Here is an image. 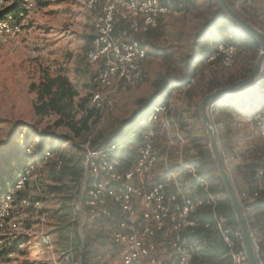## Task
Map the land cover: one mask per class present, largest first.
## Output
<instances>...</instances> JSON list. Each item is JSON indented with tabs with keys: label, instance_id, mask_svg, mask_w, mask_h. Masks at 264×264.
Segmentation results:
<instances>
[{
	"label": "rangeland",
	"instance_id": "374dc122",
	"mask_svg": "<svg viewBox=\"0 0 264 264\" xmlns=\"http://www.w3.org/2000/svg\"><path fill=\"white\" fill-rule=\"evenodd\" d=\"M85 1L37 0L25 17L21 34L0 36V146L8 141L15 123H31L73 137V140L61 143L60 154L74 155L81 161V144L89 137L97 144L104 143L122 124L133 121L135 113L143 107L140 99L151 98L161 83L166 81L171 92L169 104L172 116L167 112L154 124L158 129L156 146L160 162L151 179L167 180L166 168L177 171L182 165L198 159L202 148L210 151L209 138L199 114L200 101L207 93L204 96L194 95L190 103L186 95L188 88L181 84V79L186 73L185 58L191 54L197 35L212 18L217 0H191L178 8L170 5L171 12L157 29L138 37L147 47L149 55L143 81L116 96L113 108L103 111L88 137L76 138L66 124L54 127L57 115L43 118L36 115L37 92L32 90V85H38L44 76H66L77 92L71 99L77 119L84 116L86 111L93 110L91 93L96 90L92 81L95 70L87 61V52L94 35L95 13L86 9ZM256 10L264 15V1L257 2ZM229 37L226 34V41L222 42H229ZM237 47L234 66L227 68L217 63L214 67H204L202 84L210 77L211 69L222 74L223 86L251 73L260 45L255 59H248L247 54ZM257 94H260L259 89L254 87L222 101L212 111L215 123L219 121L216 125L224 162L238 189L251 185L247 184L240 167L254 161L257 155H264V139L255 124L256 114L261 112L264 115V104L254 110L251 107ZM69 99L67 97L66 102ZM156 104L142 117L149 115ZM27 131L28 127L20 130V133ZM136 131L129 144L130 151L134 152L133 162L143 140V130L138 128ZM19 139H24V136L20 134ZM197 139L200 140L201 149L195 142ZM31 142V147L35 148L39 139L32 138ZM213 171L207 176L217 175V168ZM180 176L182 185L192 196H202L201 187L187 171H181ZM34 178L40 189L32 181L28 193L32 198L39 195L42 203L36 207L33 201L29 206L21 205L19 201L16 203L14 215L7 221L3 236L4 243L11 242V245L2 251H12L14 255L8 259L0 254V264L2 260L8 264H82L85 250L92 255L93 264H121L120 254L112 245V237L108 233L104 237L97 236L108 223L91 218L86 213L83 205L86 187L82 175L57 182L48 177V170H44L41 175L36 173ZM220 181L215 177L210 179L209 189L216 184L224 188ZM168 183L172 190L171 181ZM221 193L216 194L222 196ZM258 226L255 238L258 244L264 246V225L259 223ZM90 237L92 244L88 247ZM197 238L191 237L192 240ZM171 239L170 230L159 238L163 259L170 253Z\"/></svg>",
	"mask_w": 264,
	"mask_h": 264
},
{
	"label": "built area",
	"instance_id": "2783aa9c",
	"mask_svg": "<svg viewBox=\"0 0 264 264\" xmlns=\"http://www.w3.org/2000/svg\"><path fill=\"white\" fill-rule=\"evenodd\" d=\"M260 1L264 0H228L240 16L264 32V15L256 10L257 2ZM13 2L14 0H0V10ZM17 2L24 11L11 12L0 19L2 37L16 36L23 32L25 17L37 0ZM85 6L88 11L95 13L94 36L87 52V61L95 70L92 81L96 90L91 93V104L102 115L103 111L113 108L120 92L138 86L143 81L149 55L147 47L138 37L157 28L171 12V8L161 0H86ZM237 54L236 44L221 42L208 61L221 59V63L230 68L236 63ZM256 87L264 92V71ZM169 111L167 104L157 105L148 116L140 119L142 144L136 161L127 170L121 169V162L110 154L115 145L108 148L94 146L91 137L80 145L83 182L86 187L83 197L86 213L89 217L102 221L111 219L116 208L123 215L119 229L113 233L115 243L121 246V264H191L195 252L200 249V240L191 241L186 235L199 225L194 214L201 205L215 204L222 197L209 191V180L199 175L198 167L191 163L182 165L177 171L166 168L167 180L151 179L160 162L154 124ZM255 124L264 139L263 113L256 114ZM27 151L31 153L32 147ZM52 155L48 151L44 159L47 160ZM38 166L30 159L14 181L0 183V252L11 245L4 243L3 236L7 221L15 212L17 193L28 189V186L31 188L32 181L36 180L34 175L36 176ZM183 170L204 190V196L194 197L184 188L180 176ZM168 181L172 183V190L169 189ZM262 191L263 167L256 171L255 180L250 187L238 189L246 216L250 203ZM30 203L29 198L20 201L24 206H29ZM41 203L36 200L34 206ZM214 226L230 249L232 263L249 264L239 227L230 224L228 217L218 214L214 218ZM167 230L172 234L169 243L171 249L167 258L163 259L159 238ZM254 239L259 251V245ZM44 241L47 242L46 239ZM13 255L14 252L8 251L6 258L11 259ZM1 264L8 263L2 261Z\"/></svg>",
	"mask_w": 264,
	"mask_h": 264
},
{
	"label": "trees",
	"instance_id": "16d2710c",
	"mask_svg": "<svg viewBox=\"0 0 264 264\" xmlns=\"http://www.w3.org/2000/svg\"><path fill=\"white\" fill-rule=\"evenodd\" d=\"M161 1L168 6L173 5L178 8L183 3L191 0ZM214 6L216 9L213 12L212 18L205 24L201 33L197 35L191 54L185 58L186 73L181 79V84L188 88L186 95L190 103L193 100L194 95L197 94L199 96H204L206 93L224 85L222 74L214 69H211L212 73L210 77L205 80L204 84H202L201 78L203 76L204 67H214L217 63L223 65L221 59L211 62L208 60L210 56L215 53L218 43L226 41V34L231 38L229 42L238 45L239 48L247 54L248 59H255L257 49L259 48L257 41L241 32L234 24H232L231 20L219 7L216 1ZM20 11H24V8L17 2V0H14L11 5L0 10V19L8 13ZM153 30L148 33H151ZM195 79L196 82H194ZM232 82L233 81L229 82V84ZM168 86L169 85L166 84V81H163L151 98L140 99V105L143 107L135 113L133 121L130 120L122 124V126L102 144H97L98 142L93 140V145L104 148L115 145V149L111 151L110 154L114 159H117L118 161L120 160L121 169H129L134 161V152L130 151L129 144L132 142L134 134L137 132L136 130L140 128L138 121L142 119V115L147 113V110L154 103H157L156 105L167 104L168 107H170L169 97L171 92ZM32 90L37 92V101L35 104L36 115L40 118L51 114L57 115L58 119L54 123V127L66 124L72 129L76 138L84 136L88 137L92 133L96 123L101 118L100 114L93 108V110L86 111L87 113H84V116L80 119H77L71 102V99L77 95V92L72 88L71 83L66 76L61 74L55 77L44 76L38 85H32ZM259 93L260 94L255 95V98L252 100V110L264 104V92L259 90ZM67 97L70 98L68 102L65 100ZM170 111L169 113L171 115ZM196 115L198 116V112ZM27 127V132L20 133V130L26 129ZM156 131L158 135L157 127ZM20 134L24 136V139H19ZM32 138L39 139V143L35 148H32V152L29 153L27 150L32 146ZM71 140H73V137L59 134L54 131L53 128L42 129L36 124L25 122L15 123L10 131L8 141L0 146V183L4 184L6 182L14 181L18 174L25 168L26 162L30 159L39 164L36 173L39 172L41 175L42 171L48 170V177L57 182H61L67 177L76 178L81 175L83 176V165L78 158L73 157L74 155L60 154L59 149L61 143H66ZM56 142L59 143L57 144ZM195 142H197L196 144L201 149L200 140L197 139ZM48 151L53 155L45 160L44 156ZM79 156L81 160V153ZM191 164L198 167L199 175L202 177L208 180L215 177L220 181V178H218L216 174H213L210 177L207 176V174H211L216 168L214 167L211 152L205 148L201 149L200 157L192 161ZM261 167L264 168V155H257L254 161L240 167V172L245 179H247L248 185L253 184L256 171ZM212 173H214V171ZM39 182H41V180H39ZM35 183L37 184V179L35 180ZM39 187L40 185L37 184L36 188L38 190L40 189ZM29 188L30 187L28 186V189L17 193L16 203L18 201L20 203L23 198H29L31 202L33 201V205L36 200L42 202L39 195H36L35 197L33 196V198L32 196H29ZM250 190H252V187ZM209 191L213 194L222 192V197L215 204L205 203L201 205L194 214L199 225L190 230L186 235L191 241H195L192 240L191 237H198L196 240H200V249L195 252L191 264H233L230 249L221 237L220 232L214 226V218L217 214L228 217L230 224L237 226L231 203L224 188H222L220 184L214 185ZM201 193L202 196L205 195L203 189H201ZM254 213L256 215H253ZM122 219L123 215L118 208L114 209L113 217L108 221H105L108 225H105L103 227L104 230L97 234L99 237H104L108 233L112 237V245L118 254H120L121 246L115 243L113 233L119 229V223ZM247 219L255 238L259 223L264 225V191L261 192L257 199L250 203ZM207 224L210 225L206 226ZM87 244L88 247L92 244L91 237ZM258 245L259 256L264 263V246H261L260 244ZM82 264H93L92 255L89 253V250L87 252L85 250Z\"/></svg>",
	"mask_w": 264,
	"mask_h": 264
},
{
	"label": "water",
	"instance_id": "95a60500",
	"mask_svg": "<svg viewBox=\"0 0 264 264\" xmlns=\"http://www.w3.org/2000/svg\"><path fill=\"white\" fill-rule=\"evenodd\" d=\"M217 3L231 20L232 24H234L241 32L257 41L260 45V49L251 73L243 79L218 87L207 93L200 101L199 114L203 127L209 138V147L217 168V175L222 181L226 195L230 200L237 226L242 232L249 264H262L254 235L239 198L237 185L224 162L217 125L212 116V111L214 110V107L222 101L237 94L247 92L257 86L258 80L264 71V32L240 16L228 0H217Z\"/></svg>",
	"mask_w": 264,
	"mask_h": 264
},
{
	"label": "crops",
	"instance_id": "0c3cea01",
	"mask_svg": "<svg viewBox=\"0 0 264 264\" xmlns=\"http://www.w3.org/2000/svg\"><path fill=\"white\" fill-rule=\"evenodd\" d=\"M94 20H95V17H94V19H93V27H94ZM93 36H94V35H93ZM92 40H93V39H92ZM90 47H91V46H90ZM147 116H148V115H147ZM145 117H146V116H145ZM142 118H144V117H142ZM254 214H255V213H254ZM8 243H11V242H8ZM8 246H9V245H8ZM8 246H7L6 248L9 249L10 246H9V247H8ZM7 252H8V251H7ZM7 252H6V251H4V252L1 251L0 254L5 255V257H6ZM2 257H4V256H2ZM1 259H2V258H1ZM1 259H0V260H1ZM3 259H5V258H3ZM2 261H3V260H2Z\"/></svg>",
	"mask_w": 264,
	"mask_h": 264
}]
</instances>
